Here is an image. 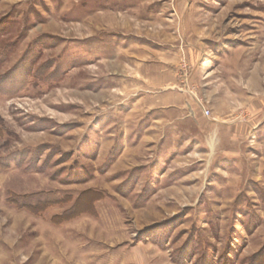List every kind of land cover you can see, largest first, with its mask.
Returning a JSON list of instances; mask_svg holds the SVG:
<instances>
[{
    "label": "rangeland",
    "instance_id": "374dc122",
    "mask_svg": "<svg viewBox=\"0 0 264 264\" xmlns=\"http://www.w3.org/2000/svg\"><path fill=\"white\" fill-rule=\"evenodd\" d=\"M0 264H264V0H0Z\"/></svg>",
    "mask_w": 264,
    "mask_h": 264
},
{
    "label": "crops",
    "instance_id": "0c3cea01",
    "mask_svg": "<svg viewBox=\"0 0 264 264\" xmlns=\"http://www.w3.org/2000/svg\"><path fill=\"white\" fill-rule=\"evenodd\" d=\"M181 97L182 96L179 93L173 92V111L184 109V105H182L180 102ZM246 126L250 130H256L258 129V127H260V123L253 124L252 122H249V123L243 124L240 121L217 122L213 124L211 127H209V129L213 127L214 130L211 129L210 131H213V134H216V136H218V141H217L218 143L216 144V146L218 147L219 145H221L223 141H225V137H226L225 130H224L225 128L233 127V128H237L238 131H244ZM206 144H207L208 149H211V150L216 149L214 142H211V141L209 142V140H206ZM224 154H227V153L224 152Z\"/></svg>",
    "mask_w": 264,
    "mask_h": 264
},
{
    "label": "built area",
    "instance_id": "2783aa9c",
    "mask_svg": "<svg viewBox=\"0 0 264 264\" xmlns=\"http://www.w3.org/2000/svg\"><path fill=\"white\" fill-rule=\"evenodd\" d=\"M199 104H200V106H201L202 109H203V113H204V115L209 116V110L206 109V107L203 105V102H200V101H199Z\"/></svg>",
    "mask_w": 264,
    "mask_h": 264
}]
</instances>
